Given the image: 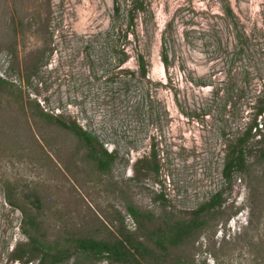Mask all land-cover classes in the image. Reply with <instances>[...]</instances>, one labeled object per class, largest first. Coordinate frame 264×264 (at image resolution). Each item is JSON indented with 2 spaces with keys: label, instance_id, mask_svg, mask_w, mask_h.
Returning a JSON list of instances; mask_svg holds the SVG:
<instances>
[{
  "label": "rangeland",
  "instance_id": "obj_1",
  "mask_svg": "<svg viewBox=\"0 0 264 264\" xmlns=\"http://www.w3.org/2000/svg\"><path fill=\"white\" fill-rule=\"evenodd\" d=\"M225 2L233 21L252 35L245 54L235 53L237 24L225 13ZM16 3L18 10L12 0H0V77L22 92V99L7 95L0 101V264H21L9 256L24 240L22 212L8 196L17 199L26 191L40 197L44 234L54 240L113 231L118 214L133 231L138 224L129 205L153 215L149 228L170 216L188 219L219 190L226 199L219 214L175 253L191 264H264V143L251 141L246 172L230 182L223 175L225 144L252 121L250 102L264 89V0H145L128 36L125 26L119 29L125 9L113 26V0ZM23 18L26 28L31 25L27 36L21 32ZM211 27L219 31L216 36ZM217 38L224 47L219 53ZM139 54L149 66L146 77L139 74ZM31 102L98 136L115 153L110 171L98 170L87 155L63 170L42 149L27 153L35 133L26 119L35 115ZM34 122L38 130L41 121ZM49 128L67 140L61 141L65 152L81 145L65 127ZM153 151L158 173L149 168Z\"/></svg>",
  "mask_w": 264,
  "mask_h": 264
},
{
  "label": "trees",
  "instance_id": "obj_2",
  "mask_svg": "<svg viewBox=\"0 0 264 264\" xmlns=\"http://www.w3.org/2000/svg\"><path fill=\"white\" fill-rule=\"evenodd\" d=\"M113 1V26L119 20L121 10L125 9L126 20L123 25L119 23V29L125 26V36H128L136 25L135 21L138 14L145 10V0H123L124 5L120 3V0ZM12 4L18 10L16 0H12ZM224 11L229 20L232 19L233 21L236 18L230 4L226 3ZM45 20L48 21V17ZM23 21L24 18L20 20L24 29L21 32H23L24 36H27L30 34L28 29L30 31L31 25L27 24L28 27L26 28V25H23ZM233 22L237 24V21ZM48 23L46 22L45 24L46 28ZM14 26L13 37L16 38L19 31L16 23H14ZM170 27H172V24ZM211 28L213 29V35L219 32L216 29L214 30V27ZM235 28L237 30L235 33V53L238 55L245 54L248 51L252 35L239 28V23ZM168 31L171 30L168 29ZM40 34L44 35L47 40L49 36L47 33L40 32ZM166 40L167 37H163L164 48L161 58L167 69L170 65V55L166 47ZM211 40L213 39L211 38ZM215 43H213L214 50L219 53L224 48L222 39L217 38ZM123 55L125 54L123 53ZM40 56H42L41 53L34 58L38 64ZM237 58L241 59V57H236L235 59ZM125 59L126 57L121 62L124 63ZM138 66L141 77H146L149 66L142 54L138 55ZM232 70L230 71L232 72ZM31 76L32 73L27 75L28 82ZM263 90L255 97V101L252 100L250 102V107L253 109L252 121L245 126L242 133L234 140H229L225 144L223 175L226 182H230L237 173H243L249 169L247 155L251 151L249 147L251 141L254 140L257 144L264 143V124L260 123L262 120L264 121ZM239 92V95L244 94V89H240ZM21 93L20 89L0 77V101L6 100L7 95L11 99H22ZM36 115L52 118L51 115L42 110L37 112ZM62 125L68 127L78 139L84 142L85 147L88 149L87 155L94 161L98 170L103 173L110 171L116 159L115 153L109 152L98 136L83 129L76 123L72 125L62 123ZM262 154L264 155V150H262ZM152 163L149 168L154 169L158 173L160 165L155 151L152 152ZM224 194L225 190L213 193L209 200L201 203L196 209L191 211V217L188 219H177L170 216L169 219H164L162 224L153 225L149 228L148 224L153 221V215L149 212H143L134 205H129L127 211L138 224V227L133 231L127 228L125 217L118 214L116 218L119 226L113 231L96 230L91 233H82L78 236L67 235L63 239L50 240L44 234L45 231L42 227L43 221L40 213L42 199L23 191L17 199L16 197H7L9 204L15 209L19 208L22 212L19 228L24 235V240L16 242L13 246L9 259L19 261L21 264L33 262H36V264H98L104 260L108 261L109 264H191L180 253H175V250L180 249L184 244L198 237L205 229L209 219L215 214H219V210L226 200ZM109 222L114 224V219L109 218ZM259 252H262V249Z\"/></svg>",
  "mask_w": 264,
  "mask_h": 264
},
{
  "label": "flooded vegetation",
  "instance_id": "obj_3",
  "mask_svg": "<svg viewBox=\"0 0 264 264\" xmlns=\"http://www.w3.org/2000/svg\"><path fill=\"white\" fill-rule=\"evenodd\" d=\"M30 106H31V109L33 107L32 110L35 112V115H28L26 119L30 121L31 123L30 125L34 129L35 133L33 136L29 138V143L27 147L25 148L27 153H31L32 155H37L38 151L42 149L43 151L42 153H44V156L50 157L52 159V161L49 163L51 165H54L56 168H60L63 170H67L69 167L72 168L73 165L77 164L75 159L77 158L81 159V158L86 157L88 149L85 148V144L83 141L79 139L81 145L78 148H75L76 150L74 152L67 153L63 150V145L61 142L63 141V142L68 143L67 140L65 138L60 139L56 135L50 134L49 131H47L48 129H50L49 126L51 124H56V125H59L60 127H65V129H68L70 132H72L68 127L62 125V123H67V124L72 125L75 123L74 121L71 122V121H65L62 118H54V117L46 118V117L36 115V113L40 111V109H38V105L31 102ZM36 119L41 121V123L37 125L38 130L34 126L35 124L34 120ZM51 137H54V138H51ZM40 144L43 146L45 150H47L48 154L44 151L43 148H41ZM48 147H50V149ZM81 152H84V153L80 155L79 153ZM42 168L43 166L41 167V169Z\"/></svg>",
  "mask_w": 264,
  "mask_h": 264
},
{
  "label": "clouds",
  "instance_id": "obj_4",
  "mask_svg": "<svg viewBox=\"0 0 264 264\" xmlns=\"http://www.w3.org/2000/svg\"><path fill=\"white\" fill-rule=\"evenodd\" d=\"M230 226H232V225H230Z\"/></svg>",
  "mask_w": 264,
  "mask_h": 264
}]
</instances>
